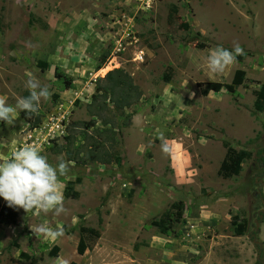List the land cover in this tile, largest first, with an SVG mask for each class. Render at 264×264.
<instances>
[{"label":"rangeland","instance_id":"rangeland-1","mask_svg":"<svg viewBox=\"0 0 264 264\" xmlns=\"http://www.w3.org/2000/svg\"><path fill=\"white\" fill-rule=\"evenodd\" d=\"M235 44L243 55L210 74L209 50ZM115 68L142 95L125 109L129 125L107 99L114 141L99 136L100 118L87 133L105 142L113 161L83 163L74 151L82 123L93 118L88 105L97 80ZM239 69L246 78L235 92L203 93L210 82L231 83ZM29 76L50 97L37 127L19 110L0 122V163L27 145L53 166L67 162L58 176L67 212L17 208V223L0 225V264H264V113L254 106L264 83V0H0V99L15 105ZM161 133L171 156L160 150ZM60 145L69 148L57 152ZM241 151L249 156L236 173ZM68 181L77 197L65 196ZM179 202L185 224L174 221ZM164 218L167 234L158 226ZM40 223L64 235L37 237L29 226ZM81 225L100 232L86 238L83 254Z\"/></svg>","mask_w":264,"mask_h":264},{"label":"clouds","instance_id":"clouds-1","mask_svg":"<svg viewBox=\"0 0 264 264\" xmlns=\"http://www.w3.org/2000/svg\"><path fill=\"white\" fill-rule=\"evenodd\" d=\"M243 55V49L235 44L231 50L217 45L210 49L205 64L210 74H221L234 63L236 57ZM29 95L19 98L15 105H9L0 99V122L9 124L14 113L19 110L26 115L35 114L41 101L50 97L46 85L29 76L24 83ZM160 140L162 153L171 156L174 146L161 133ZM68 163L59 160L55 166L48 162L37 147L32 145L21 146L11 152V158L0 163V198L12 208L23 209L26 213L38 210L42 213L51 212L54 216H61L67 212L63 197L59 191L58 176L65 175ZM34 235L56 240L64 235L61 229L46 226L44 223L29 226ZM67 264V261H65Z\"/></svg>","mask_w":264,"mask_h":264},{"label":"trees","instance_id":"trees-1","mask_svg":"<svg viewBox=\"0 0 264 264\" xmlns=\"http://www.w3.org/2000/svg\"><path fill=\"white\" fill-rule=\"evenodd\" d=\"M185 27H189L187 23L184 25ZM200 35V33H198ZM109 55L106 53L103 55L101 59V63L98 65V69L102 68L103 64L108 59ZM241 56H238L239 59ZM43 66H47L45 63H42ZM245 71L244 70H237L235 72V75L232 79V82L229 84H222L218 82H210L206 88L203 89V93H208L210 90L213 91H220L222 88H226L229 92H235L236 87L238 85H241L245 81ZM97 92L93 94L92 101L88 105L89 112L93 116V118L89 121H85L82 123L84 125V129L82 130V137L81 141L76 145L74 155L79 158L78 160L85 163L87 160L92 161H101V162H112L113 157L112 153L108 152L106 146L104 145L105 142H103L98 137H95L96 139H93V136H88V130L93 128L97 124V119H101V124L104 126V129L101 131H97L99 133V136H107V141H109L111 144L114 141V125L116 120L108 119L105 116H103L104 111L111 110V107L109 105V102L107 103V99L111 101L114 105L113 109L115 111V116L118 117V115H123L125 121V125H129V121L131 120V115H125V109L130 108L134 103H136L141 95L142 91L140 90L139 86L134 83L133 78L130 74H128L126 71L120 68H115L113 70H110L107 72V74L103 77L97 80ZM255 110L257 112L264 113V83L259 87L258 90L255 92ZM29 95V91L26 93L25 97ZM99 104H95V103ZM119 111V113H118ZM22 116L26 119V121L30 124L31 128H35L39 126L41 123V115L40 114H30L26 115L24 112H22ZM110 124V127H105ZM123 125V126H125ZM106 132V133H103ZM121 135V133L119 132ZM102 136V137H103ZM88 139H92L91 144L89 145L88 149L85 150V153L81 157V152L85 148H87L85 145V141ZM75 141H77V138L75 137ZM73 139L70 142V139H68V144L73 146L74 142ZM225 146H227V143L225 142ZM68 145H60L56 151L57 152H63L65 149H68ZM261 158L264 161V153L260 152ZM249 156V153L247 151H241L238 156L237 160L235 162V172H239L241 169V163L244 161L246 157ZM69 158L72 159V153L69 154ZM120 159L116 158V163L120 164ZM264 176V172L261 174L260 177ZM74 181H68L67 186L65 188V196H72L77 197L79 193L74 190L73 188ZM176 206V213H175V220L177 223L185 224L186 218L184 217V205L183 203L179 202L175 204ZM18 219V210L17 208H12L7 205V202H2L0 200V225H14L17 223ZM167 219L164 218L160 222H158V226L160 228V231L162 233L167 234L169 232V225L167 224ZM166 223V224H165ZM233 226H236V222H232ZM172 228V227H171ZM234 232L236 235H243L245 233L244 227H234ZM100 232L99 230H96L94 228H88L83 225L80 226V240L77 246V250L79 254H83L86 249L88 248V244L86 243V238H97L99 237ZM252 239L257 242L256 237L252 236ZM259 244V243H257ZM57 249V247H56Z\"/></svg>","mask_w":264,"mask_h":264}]
</instances>
